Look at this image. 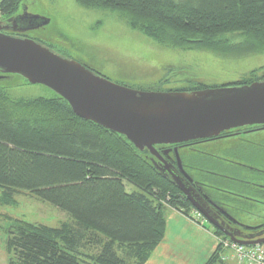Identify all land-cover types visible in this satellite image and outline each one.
Here are the masks:
<instances>
[{
    "label": "trees",
    "instance_id": "obj_1",
    "mask_svg": "<svg viewBox=\"0 0 264 264\" xmlns=\"http://www.w3.org/2000/svg\"><path fill=\"white\" fill-rule=\"evenodd\" d=\"M24 1L1 0L0 15L6 20L17 15ZM77 2L118 11L132 28L172 47L224 53L264 48V0ZM233 34L244 40L232 43L227 36ZM4 81L9 80L0 85ZM256 81L264 77L239 85ZM168 148L156 147L162 156ZM199 157L186 163L211 165ZM152 161L149 151L141 152L123 136L77 117L60 96L14 99L0 86V205H14L17 193L30 192L67 212L72 222L60 228L24 220L8 224L11 263L146 264L165 237L169 209L202 219ZM126 182L138 191L128 192ZM254 227L249 230L261 231L264 224ZM210 229L219 245L205 264H229L231 253L221 243L229 238ZM92 244L100 245L98 256L82 251Z\"/></svg>",
    "mask_w": 264,
    "mask_h": 264
},
{
    "label": "rangeland",
    "instance_id": "obj_2",
    "mask_svg": "<svg viewBox=\"0 0 264 264\" xmlns=\"http://www.w3.org/2000/svg\"><path fill=\"white\" fill-rule=\"evenodd\" d=\"M24 6L29 13L50 20L47 26L29 33L30 37L42 40L56 54L80 62L119 85L144 91L170 92L194 87L243 86L239 84L264 77V48L254 52L245 49L239 53H224L172 47L132 28L118 11L85 7L77 0H25L20 13ZM5 20L0 15V21ZM227 38L238 44L244 40L241 34L228 35ZM0 86L14 99H54L59 96L49 88L32 85L18 75L11 76ZM249 139L264 144V133L252 134ZM262 143L260 146H250L234 141L222 142L220 152L223 154H219L222 160L213 162V167L217 164L219 170L228 169L231 174H245L246 163L264 168ZM226 160L243 163V166L238 169ZM253 178L264 184V176ZM125 185L130 193L138 191L132 184L126 182ZM223 185H228L226 187L233 193L242 192L244 199L262 194V197H257L264 200V193L239 180H231ZM238 202L248 206L252 212L240 215L245 223L256 226L264 224V204ZM194 218L198 219L196 215ZM70 219L67 212L30 192L17 193L14 205H0V264H12L13 261L7 251V229L11 222L24 220L35 225L60 228L63 224L72 223ZM206 226L212 228L208 222ZM86 241H89V237ZM88 247L82 251L91 256L99 255L100 245Z\"/></svg>",
    "mask_w": 264,
    "mask_h": 264
},
{
    "label": "water",
    "instance_id": "obj_3",
    "mask_svg": "<svg viewBox=\"0 0 264 264\" xmlns=\"http://www.w3.org/2000/svg\"><path fill=\"white\" fill-rule=\"evenodd\" d=\"M49 23V19L29 13L25 6L21 13L0 21V81L18 75L32 85H43L67 101L77 117L123 136L141 152L149 151L155 168L207 222L218 226L204 211L208 206L205 199L190 185L192 180L183 170L179 148L174 149L176 170L156 147L209 140L233 129L264 125V81L190 92L133 89L22 36ZM171 151L164 150V155ZM236 232L223 234L239 245L264 244V229L242 236Z\"/></svg>",
    "mask_w": 264,
    "mask_h": 264
},
{
    "label": "flooded vegetation",
    "instance_id": "obj_4",
    "mask_svg": "<svg viewBox=\"0 0 264 264\" xmlns=\"http://www.w3.org/2000/svg\"><path fill=\"white\" fill-rule=\"evenodd\" d=\"M16 35L17 34H15V36ZM260 133H264V125L237 128L226 131L217 138L194 141L183 145L169 146L168 149H172V151L169 153V155L162 156L167 163L173 164L175 166V169L178 170L177 158L174 149L176 147L179 148V157L182 162L183 170L192 180L190 185L195 188L201 198L205 199L208 206L204 207V211L214 222L217 223L218 226L214 227L212 224H210L209 222L208 223L212 228L220 231L221 233L230 232L232 234H235L237 233L236 231H239L242 236L260 231H252L247 228L241 227V225L252 227L256 225L245 223L241 219V214H248L252 212L248 209V206H244L238 201H242L244 203L245 201H247L252 205L264 204V200L260 198L262 197V194H259L261 195L260 197H257L259 195L255 194L249 197L246 196L244 199L242 193L238 191H234L233 193L232 190H229V187H226L228 185L225 186L223 184L229 183V181L231 180H235L237 182L239 180L241 183H245L247 185L255 187L254 189L257 192L264 193V184L261 185V183L257 181L258 179L253 178L255 176H264V168L259 167L256 164L246 163V168H244L246 172L245 174L242 172L239 174H231L228 169L219 170L217 164L215 165V167H213L214 165L212 164L213 162L218 163V161H220L222 157L221 155H219L220 153H222L220 152L222 150V146H220L222 142L234 141L237 144L242 145L246 143L245 145L260 146L262 142L249 139L250 135L254 134L256 136L260 135ZM181 150L184 151L183 154L181 153ZM199 156L212 160L211 165H207L211 169H205V167L207 166L200 167L194 164L186 163L187 158ZM228 161L226 160V162ZM229 163L235 165L238 169L243 166L241 165L243 163H238L235 161H229ZM175 169L173 168L174 171H176ZM247 197L249 199H247ZM193 210L195 214H199L201 216V214L194 208ZM201 218L206 221L203 216H201Z\"/></svg>",
    "mask_w": 264,
    "mask_h": 264
},
{
    "label": "crops",
    "instance_id": "obj_5",
    "mask_svg": "<svg viewBox=\"0 0 264 264\" xmlns=\"http://www.w3.org/2000/svg\"><path fill=\"white\" fill-rule=\"evenodd\" d=\"M167 212L165 237L146 264H205L219 245L214 230L202 219L174 209ZM229 257V264H239L232 254Z\"/></svg>",
    "mask_w": 264,
    "mask_h": 264
},
{
    "label": "built area",
    "instance_id": "obj_6",
    "mask_svg": "<svg viewBox=\"0 0 264 264\" xmlns=\"http://www.w3.org/2000/svg\"><path fill=\"white\" fill-rule=\"evenodd\" d=\"M221 243L224 249L235 256L241 264H264V244L244 246L233 243L230 239L222 240Z\"/></svg>",
    "mask_w": 264,
    "mask_h": 264
}]
</instances>
